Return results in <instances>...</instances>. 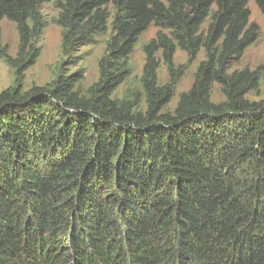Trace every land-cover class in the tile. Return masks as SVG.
I'll use <instances>...</instances> for the list:
<instances>
[{"label":"trees","instance_id":"16d2710c","mask_svg":"<svg viewBox=\"0 0 264 264\" xmlns=\"http://www.w3.org/2000/svg\"><path fill=\"white\" fill-rule=\"evenodd\" d=\"M48 1L0 0V39L13 22L19 67L38 56ZM249 1H57L64 50L110 28L112 54L127 59L158 31L141 88L121 97L127 61L102 64L85 92L79 75L0 90V264H264V97H249L264 66L232 69L259 34ZM178 48L204 59L169 109Z\"/></svg>","mask_w":264,"mask_h":264},{"label":"rangeland","instance_id":"374dc122","mask_svg":"<svg viewBox=\"0 0 264 264\" xmlns=\"http://www.w3.org/2000/svg\"><path fill=\"white\" fill-rule=\"evenodd\" d=\"M58 0L45 2L42 8V21L44 27L42 33L36 38L34 45L38 49L35 62L29 67H19L18 57L19 34L13 22L4 19L1 22L0 39V90L21 84L24 90L34 85L42 86L52 82L59 76L68 77L79 75L76 86L85 92L91 85L96 83L101 74V65L111 67L114 63L127 61L129 77L114 92L121 97L127 88L140 89V77L146 61L144 46L155 37L158 27L151 24L138 38L132 52L126 58L112 54L113 41L110 28L105 33L94 35L89 41H74L66 50L63 49V28L58 24L59 8ZM251 12L250 22L259 27L257 39L247 47L242 59L232 69L264 66V15L261 13L254 0L249 1ZM110 12L114 11L112 5L108 6ZM207 24L203 27H206ZM11 60H6L4 55ZM204 59L202 50L195 61H189L186 52L178 48L174 55V63L179 68L178 82L175 96L169 103L168 108L174 109L179 95L191 88L198 64ZM159 84H166L169 79V71L163 62L157 70ZM251 99L264 97V86L261 87V95L249 94ZM212 100L220 102L224 96L220 92V86L215 84ZM145 107V104H143Z\"/></svg>","mask_w":264,"mask_h":264}]
</instances>
